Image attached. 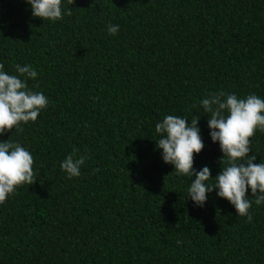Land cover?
<instances>
[{
	"label": "trees",
	"instance_id": "16d2710c",
	"mask_svg": "<svg viewBox=\"0 0 264 264\" xmlns=\"http://www.w3.org/2000/svg\"><path fill=\"white\" fill-rule=\"evenodd\" d=\"M62 11L53 23L0 0L3 71L31 65L28 87L49 101L0 135L30 151L38 177L0 204V264H264V204L251 222L215 189L197 207L194 177L163 162L155 132L166 115H200L194 168L220 172L200 101L264 99V0H62ZM250 139L264 162V132ZM74 149L88 159L68 179L60 163Z\"/></svg>",
	"mask_w": 264,
	"mask_h": 264
},
{
	"label": "clouds",
	"instance_id": "9594fccd",
	"mask_svg": "<svg viewBox=\"0 0 264 264\" xmlns=\"http://www.w3.org/2000/svg\"><path fill=\"white\" fill-rule=\"evenodd\" d=\"M25 2L31 6L34 18L53 23L63 19L62 0ZM74 2L68 0L69 5ZM107 31L109 35H116L119 25L109 24ZM14 67L18 75L3 71L4 65L0 63V135L13 128L23 131L22 125L35 122L49 104L42 91L34 92L28 87L27 80L36 79L38 75L32 66L16 64ZM200 106L210 114L207 116L209 135L213 143H219L223 154L219 161L221 170L214 178L209 167L204 166L199 171L194 168L195 156L205 146L198 127L200 115H192L190 123L188 117L166 115L155 125V132L160 136L156 148L162 150L163 162L174 166L176 176L194 177L187 189V199L190 198L197 207H204L208 194L215 189L216 195L227 200L237 215L251 222L253 202L257 206L264 204V162L254 163L257 156L249 155L250 138L257 130L264 132V99L255 94L239 98L236 93L221 90L209 92L200 101ZM77 151L74 149L60 163V169L68 179L79 177L81 166L88 159L84 155L77 157ZM34 163L30 151L10 136L6 141H0V204L19 187L36 183ZM210 179L215 182L208 184ZM249 189L254 201L249 199Z\"/></svg>",
	"mask_w": 264,
	"mask_h": 264
}]
</instances>
